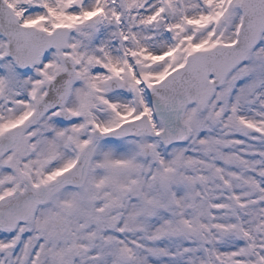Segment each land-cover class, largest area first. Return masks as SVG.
Listing matches in <instances>:
<instances>
[{
  "label": "snow or ice",
  "instance_id": "obj_1",
  "mask_svg": "<svg viewBox=\"0 0 264 264\" xmlns=\"http://www.w3.org/2000/svg\"><path fill=\"white\" fill-rule=\"evenodd\" d=\"M0 264H264V0H0Z\"/></svg>",
  "mask_w": 264,
  "mask_h": 264
}]
</instances>
